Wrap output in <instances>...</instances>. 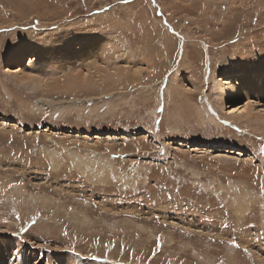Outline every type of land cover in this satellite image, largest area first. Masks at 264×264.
Segmentation results:
<instances>
[{"label": "rangeland", "instance_id": "374dc122", "mask_svg": "<svg viewBox=\"0 0 264 264\" xmlns=\"http://www.w3.org/2000/svg\"><path fill=\"white\" fill-rule=\"evenodd\" d=\"M262 75L264 0H0V264H264Z\"/></svg>", "mask_w": 264, "mask_h": 264}, {"label": "bare ground", "instance_id": "6f19581e", "mask_svg": "<svg viewBox=\"0 0 264 264\" xmlns=\"http://www.w3.org/2000/svg\"><path fill=\"white\" fill-rule=\"evenodd\" d=\"M33 57H35V56H32L31 63H33L36 60V59L34 60ZM29 74L31 75V72ZM32 74H33V72H32ZM259 74H262V72H259V73L256 72V74L249 76L247 70L240 69V71H237L236 72V75L237 76L235 78H232V80L230 82H228L227 84H224L221 81L217 82V86H216V91H217L216 92V97L220 101L221 105L224 103L225 97L233 96V97H238L240 100H243L246 95H249V94H251L253 92H256V91L260 90V88H257L256 87V86H258V81L261 80V77L259 76ZM245 75H248V76H246V79H244L245 78ZM262 76H264V75H262ZM31 78H33V77H31ZM75 78H79V77L76 76ZM235 79H238V80H235ZM91 83H93V82H91ZM78 84H79L78 81H74V80H71V79L67 80L63 84L60 81L55 80L53 85L48 86V89H49L50 92L62 93V92H66V91L70 90L72 87L77 86ZM247 99H249V98H247ZM238 107H239V105H238ZM237 108H234L233 111H236ZM251 115H252V113L250 111V106H247V108H246V117H249ZM233 118H234V116H233ZM217 121H219V120H217ZM105 169H107V168L105 167ZM164 241H163V243H164ZM16 250H18L16 252V254H17V253H20L22 251V248L18 245L16 247ZM73 256H75V254ZM72 258H74V257H72ZM78 258H80V257H78ZM73 261H74V259H73Z\"/></svg>", "mask_w": 264, "mask_h": 264}, {"label": "snow or ice", "instance_id": "6c2138e0", "mask_svg": "<svg viewBox=\"0 0 264 264\" xmlns=\"http://www.w3.org/2000/svg\"><path fill=\"white\" fill-rule=\"evenodd\" d=\"M19 217H17V219H18ZM66 234V233H65ZM230 243H231V245H232V247H234V248H239L240 247V245L238 244V243H236V241H230ZM158 247H159V245H158ZM245 251H247V249H245Z\"/></svg>", "mask_w": 264, "mask_h": 264}]
</instances>
